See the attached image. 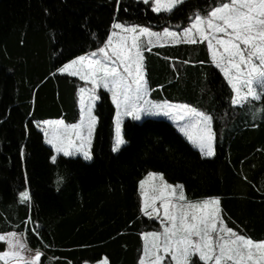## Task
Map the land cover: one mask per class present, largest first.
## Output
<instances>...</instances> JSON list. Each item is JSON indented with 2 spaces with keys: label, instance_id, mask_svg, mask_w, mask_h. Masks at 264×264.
Returning a JSON list of instances; mask_svg holds the SVG:
<instances>
[{
  "label": "trees",
  "instance_id": "trees-1",
  "mask_svg": "<svg viewBox=\"0 0 264 264\" xmlns=\"http://www.w3.org/2000/svg\"><path fill=\"white\" fill-rule=\"evenodd\" d=\"M219 3L186 0L156 13L141 0H0V233L24 235L30 249L42 251L40 264H139L142 233L161 230L141 211L140 182L158 173L182 184L188 200L219 197L228 227L264 240V99L232 105L206 42L143 51L150 100L211 115L214 156H203L171 122L153 118L125 120L127 143L113 152L116 108L101 89L92 160L59 155L53 162L39 129L48 119L78 121L79 91L88 84L59 68L104 47L113 23L181 28ZM24 190L30 199L21 203Z\"/></svg>",
  "mask_w": 264,
  "mask_h": 264
},
{
  "label": "snow or ice",
  "instance_id": "snow-or-ice-1",
  "mask_svg": "<svg viewBox=\"0 0 264 264\" xmlns=\"http://www.w3.org/2000/svg\"><path fill=\"white\" fill-rule=\"evenodd\" d=\"M143 3L149 4L153 12L171 13L183 0H151V3L143 0ZM112 28L120 29V32L114 31L104 47L88 55L77 56L59 68L60 72L79 76L92 85L90 89H80L78 123L43 121L45 125L53 126L52 138L47 142L65 157L79 152L85 160L92 159L89 149L97 123L93 107L99 98L95 89L101 86L111 92L117 108L113 152L127 143L121 134V115L138 120L140 113L146 112L186 121L180 130L188 140L203 156L215 155L211 115L187 103L150 102L146 99L149 92L143 65L146 44L169 40L189 44L207 41L212 62L231 87V104L242 107L246 102L264 99V0H220L203 15L194 14L190 26L183 29L182 37L167 28L162 33L140 25L121 23H113ZM113 36L119 37L115 43ZM142 38H147L146 44ZM85 93L88 94L87 104ZM258 111L264 112V108ZM45 135H48L47 130ZM51 159L55 162L56 157ZM156 176L162 183L155 189L158 194L151 199L143 191L145 181L140 182L141 211L149 217L156 214L163 231L142 233L145 244L139 264H162L165 256L170 257L173 264H264V240H254L228 227L221 217L219 197L188 200L182 184H168L163 181L162 174L149 173V177ZM61 180L58 178V183ZM177 189L180 190L178 193ZM170 197H174L175 202ZM19 198L21 203L29 200L28 191H21ZM156 200L162 202L163 218H160ZM19 236L15 231L0 233V242L6 244V249L0 251V261L3 264H39L43 255L40 248L34 250V256L25 257V250H33L27 248ZM197 255L198 261L193 262L192 257ZM103 264H108L107 258Z\"/></svg>",
  "mask_w": 264,
  "mask_h": 264
},
{
  "label": "rangeland",
  "instance_id": "rangeland-1",
  "mask_svg": "<svg viewBox=\"0 0 264 264\" xmlns=\"http://www.w3.org/2000/svg\"><path fill=\"white\" fill-rule=\"evenodd\" d=\"M141 1H143V0H141ZM184 1H186V0H183V2ZM150 2H151V0H150ZM178 6V5H177ZM176 6V7H177ZM161 12H163V11H161ZM157 13V12H156ZM197 13H200L201 15H203L204 13H201V12H197ZM194 18V16L192 17V19ZM192 19H191V21H192ZM191 21L189 22V24L187 25V26H184V27H169L168 29L169 30H171V31H173V32H178V33H180V35H181V37H182V35H183V29L185 28V27H189L190 26V24H191ZM116 32L117 33H119L120 32V29H117L116 30ZM143 40H145V44H146V39L147 38H142ZM154 40H155V38H153ZM119 40V37L118 36H114L113 37V42L115 43V42H117ZM159 42H162V41H159ZM203 42H206L207 43V41H203ZM155 43V42H154ZM179 43H183V42H179ZM146 46H149V45H147L146 44ZM210 55H211V53H210ZM143 56H144V60H143V65H144V72H145V60H146V58H145V54H144V52H143ZM211 60H212V58H211ZM63 74H68V75H70L68 72H63ZM70 76H73V75H70ZM74 77H76V78H79L80 79V77L79 76H74ZM146 78V77H145ZM81 80V79H80ZM83 82H85V83H87L88 84V86L86 87V88H88V89H90V88H92V85H91V83H90V81H85V80H82ZM105 90V91H107L110 95H111V97H112V94H111V92H109L107 89H105L104 87H98V88H96L95 89V93H96V95L98 96V92H99V90ZM80 91H79V95H78V104H79V110H80ZM87 96H88V94L87 93H85V104H87L88 103V99H87ZM146 99H147V97H146ZM148 101H150V102H153L152 100H150V99H147ZM98 101H99V99H96L95 101H94V107H93V114L95 115V108H96V105H97V103H98ZM141 103H143V101H141ZM178 104H181V103H178ZM115 105V104H114ZM115 107H116V105H115ZM116 114H117V108H116ZM147 118H153V119H162V120H167V121H169V122H171L172 124H174L175 125V127L177 128V130L180 132V134L183 136V137H185L187 140H188V138H187V136L180 130L181 129V127L185 124V122L186 121H184V120H178V119H174V118H172V117H170V116H165V115H163V114H149V113H146V112H141L140 113V119H138V120H136V119H133L131 116H126V115H121V117H120V120H121V134H122V126H123V122L125 121V120H127V119H132V120H134V121H136V122H143V120L144 119H147ZM58 119H48V120H44V121H57ZM79 120H80V118L78 119V121L76 122V123H78L79 122ZM64 121V120H63ZM65 122V121H64ZM65 124H67L66 122H65ZM96 125H97V123H96ZM115 128H116V115H115V119H114V140H115ZM39 129L41 130V132L43 133V135H44V141H45V144L47 145V146H49L50 148H52L53 149V151H54V156L57 158L59 155H63V153L61 152V153H57L56 151H55V149L52 147V145L51 144H49L47 141L49 140V139H51L52 138V130H53V126L52 125H45L44 123H43V121H41V123H40V125H39ZM213 129V128H212ZM45 130H47L48 131V135L46 136L45 135ZM95 130H96V127H95ZM94 134H95V132H94ZM94 134H93V137H92V143H93V139H94ZM189 141V140H188ZM190 142V141H189ZM92 143H91V147H90V152H91V154H92ZM190 144L196 149V150H198L199 151V149L196 147V146H194L191 142H190ZM123 146V145H122ZM122 146L120 147V149L122 148ZM214 147H215V141H214ZM119 149V150H120ZM116 152H118V151H116ZM68 158H78V157H82L83 158V155L81 154V153H76V154H74V155H72V156H67ZM92 158H93V154H92ZM84 159V158H83ZM92 160V159H91ZM88 161H90V160H88ZM163 177V176H162ZM143 181H145V186H144V189H143V191L149 196V198L151 199V197L153 196V195H157L158 193L155 191V189H157V188H159L160 187V185H161V179H160V177L159 176H156V177H149V174L146 176V179L145 180H143ZM163 181H165L164 180V178H163ZM166 182V181H165ZM177 191V193L180 191L179 189H177L176 190ZM140 192H141V188H140ZM141 198H142V196H141ZM170 199H172L174 202H175V198L174 197H170ZM142 200H143V198H142ZM182 203V202H181ZM156 207L157 208H159V210H160V212H159V214H160V218H163V207H162V202L160 201V200H156ZM149 211H151V209L149 208ZM149 217V216H148ZM222 217V216H221ZM151 218H155L156 220H158L159 222H160V219H158L157 218V216H156V214H153L152 216H151ZM161 223V222H160ZM163 231V226H162V224H161V230L159 231V232H162ZM19 234V233H18ZM19 239L21 240V242H23L24 244H26V242H25V240H24V238H23V235L22 234H20V236H19ZM144 241V240H143ZM0 244H4V246H5V249H6V244L4 243V242H0ZM144 244H145V241H144ZM26 246H27V244H26ZM27 248H28V246H27ZM143 252H144V250H143ZM34 254H35V252L34 251H27V250H25L24 251V253H23V255L25 256V257H32V256H34ZM198 256V255H197ZM142 257H143V255H142ZM103 261L104 260H102V261H100V262H98V263H86V264H103ZM2 263H3V261H1ZM39 264H40V262H39ZM162 264H173V262H171V260H170V257H167V256H165V258H164V260H163V262H162Z\"/></svg>",
  "mask_w": 264,
  "mask_h": 264
},
{
  "label": "crops",
  "instance_id": "crops-1",
  "mask_svg": "<svg viewBox=\"0 0 264 264\" xmlns=\"http://www.w3.org/2000/svg\"><path fill=\"white\" fill-rule=\"evenodd\" d=\"M148 28H150L153 32H160V33H162L163 32V30L165 29H162V30H157V29H154V28H152V27H148ZM168 29V28H167ZM116 30L117 29H114L113 30V32L115 31L116 32ZM169 31H171V30H169ZM112 32V33H113ZM112 33H111V35L110 36H112ZM114 37V36H113ZM113 37H112V39H113ZM177 44H179V43H175V42H171L170 40L169 41H162V42H155V43H153V44H151V45H149V46H145L144 47V49L143 50H145V49H153V48H157V47H165V46H173V45H177ZM189 44V43H188ZM144 52V51H143ZM210 52V51H209ZM211 56V55H210ZM148 88H149V86H148ZM147 99H150V89H149V92H148V95H147ZM255 100H253V101H251V103H245L243 106H246V105H251L253 102H254ZM239 107H241V106H239ZM116 108V107H115ZM255 114H256V111H255ZM146 179V178H145ZM144 179V180H145ZM23 238H24V235H23ZM25 240V239H24ZM144 240V239H143ZM29 248V247H28ZM34 251V250H33Z\"/></svg>",
  "mask_w": 264,
  "mask_h": 264
}]
</instances>
